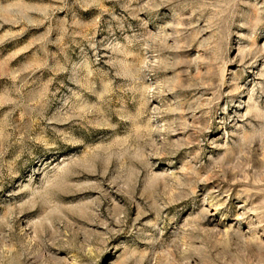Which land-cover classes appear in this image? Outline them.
I'll list each match as a JSON object with an SVG mask.
<instances>
[{
  "label": "rangeland",
  "instance_id": "obj_1",
  "mask_svg": "<svg viewBox=\"0 0 264 264\" xmlns=\"http://www.w3.org/2000/svg\"><path fill=\"white\" fill-rule=\"evenodd\" d=\"M0 264H264V0H0Z\"/></svg>",
  "mask_w": 264,
  "mask_h": 264
}]
</instances>
